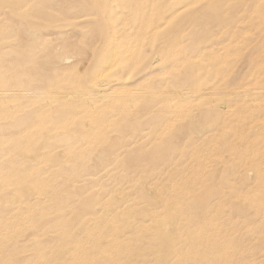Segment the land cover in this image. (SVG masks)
Listing matches in <instances>:
<instances>
[{
  "label": "rangeland",
  "instance_id": "obj_1",
  "mask_svg": "<svg viewBox=\"0 0 264 264\" xmlns=\"http://www.w3.org/2000/svg\"><path fill=\"white\" fill-rule=\"evenodd\" d=\"M92 1L50 0L36 34L0 27L16 46L0 48V264L57 263L64 223L141 264L154 218L213 188L203 216H261L232 212L219 183L264 193L249 167L264 173V0ZM225 230L251 255L246 228Z\"/></svg>",
  "mask_w": 264,
  "mask_h": 264
},
{
  "label": "bare ground",
  "instance_id": "obj_2",
  "mask_svg": "<svg viewBox=\"0 0 264 264\" xmlns=\"http://www.w3.org/2000/svg\"><path fill=\"white\" fill-rule=\"evenodd\" d=\"M107 1L108 0H93L90 4H97L99 6L97 12L108 15L112 13L111 10L115 9L108 6L106 4ZM121 1L126 5L131 3V0ZM49 2L50 0H0V16H4V18H0V27L6 19L5 16L9 15L10 17H18L21 23L29 26L34 34L38 33L42 27L36 22V20L41 18L48 21L50 19L48 12L44 11V6ZM178 2L180 3V1ZM261 13L263 14L264 12ZM168 17L170 18V16ZM157 18H159V15ZM7 20L8 19H6V21ZM150 25L151 23L149 22L148 26ZM100 29L102 30L103 27H100ZM261 29L263 31L262 27ZM1 32L2 30L0 29V48H5L3 46L6 45L9 49L14 50L16 46H13L12 41L6 40V38L1 35ZM24 51L28 52L30 50L27 47ZM249 167L254 169V171H257L256 180L261 183V190L264 192V173L260 174L259 164L253 159L249 162ZM219 187L220 189L228 190L227 193L221 197L223 201L236 200L232 207V212L243 214L246 210L253 208L255 212L261 216H237L242 221L239 224L235 222L232 223L231 220L221 222V219L215 216H203L209 212L206 205L207 201H209L210 197H212L215 192V188H213L214 191L212 193L207 191L204 195L200 196L201 198H204V201L195 198L187 201L190 209L181 212L182 216H177L180 213L178 211L177 215L174 216H165L162 219H159L158 217L154 218V234L149 241V245L145 249L137 250V253L142 257L141 264H256L255 257L264 251V237L255 238L254 236L256 233V228L254 227L255 224L260 223L264 227V193H262L261 196L243 193L241 189L231 186L226 178L219 183ZM87 207H90V203L87 204ZM185 213L188 216H184ZM75 215L77 214L75 213ZM168 222L177 224L185 236H183V233L173 237L164 235L162 228H164ZM63 225L66 230L62 232L58 243V250H62V255L60 253V255L54 256L56 257L55 259L58 260H55L57 263L53 264H134L131 261H125L132 256V252L125 251L119 246H113L110 247V249L100 248L98 247L96 239H93L91 236V238H84L80 236V234H72L70 233V230H67L69 225L66 223ZM226 227L234 229V231L238 228H246L248 230L249 236L252 237L255 242V245L253 244L254 246L251 249L249 248L251 255H246L243 259L239 260V256L241 255V251H244V247L241 243L234 244L231 241L229 238L230 234L225 232ZM108 231L117 232L118 229H110ZM81 232H85L83 226L81 227ZM141 235H145V232L141 231ZM8 262L9 261H5L4 264H8Z\"/></svg>",
  "mask_w": 264,
  "mask_h": 264
}]
</instances>
